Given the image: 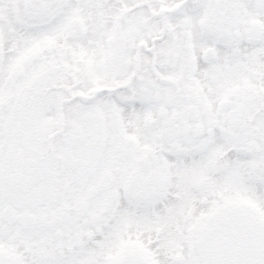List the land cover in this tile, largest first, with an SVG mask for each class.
<instances>
[{"label": "snow or ice", "instance_id": "obj_1", "mask_svg": "<svg viewBox=\"0 0 264 264\" xmlns=\"http://www.w3.org/2000/svg\"><path fill=\"white\" fill-rule=\"evenodd\" d=\"M0 264H264V0H0Z\"/></svg>", "mask_w": 264, "mask_h": 264}]
</instances>
